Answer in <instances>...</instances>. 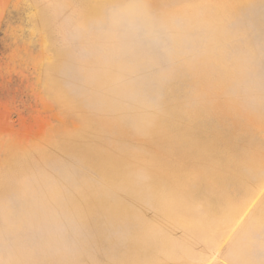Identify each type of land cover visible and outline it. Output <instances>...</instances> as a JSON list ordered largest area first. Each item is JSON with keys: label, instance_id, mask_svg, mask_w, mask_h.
Returning <instances> with one entry per match:
<instances>
[{"label": "rangeland", "instance_id": "obj_1", "mask_svg": "<svg viewBox=\"0 0 264 264\" xmlns=\"http://www.w3.org/2000/svg\"><path fill=\"white\" fill-rule=\"evenodd\" d=\"M0 264H264V0H0Z\"/></svg>", "mask_w": 264, "mask_h": 264}, {"label": "bare ground", "instance_id": "obj_2", "mask_svg": "<svg viewBox=\"0 0 264 264\" xmlns=\"http://www.w3.org/2000/svg\"><path fill=\"white\" fill-rule=\"evenodd\" d=\"M81 145H83V143L81 144ZM212 150H213V148H212ZM95 158H99L100 159V163H99V165H100V167L102 168V169H104V171L106 172V173H109V172H111L112 170H110L109 169V166L110 165H108L107 164V161L106 160H104L105 159V157L104 156H102L96 149H93L92 150V153H91ZM184 156H185V159L187 160V162H188V159H189V163H187V167L185 168L184 167V164H182L180 167H178V168H173V167H170L169 165V168H168V166H166V170L167 171H169V174L171 173V176L173 177V176H175V174H180L181 173V171L182 172H185L186 170H187V174H188V176H190V177H194V176H196V177H198L199 179H202V180H208V179H206V176H209L208 175V170H212V167H211V165L208 163V155H210V153L209 154H206V153H204V152H201L200 150L199 151H196V149L195 150H192L190 153H187V152H184V154H183ZM184 158V157H183ZM188 158V159H187ZM218 164V168L217 169H214L213 168V170L215 171V172H217V173H220V174H229L227 171H226V165L223 163V162H221V163H217ZM219 169V170H218ZM167 174H168V172H166ZM168 174V175H169ZM223 175V176H224ZM181 186H182V188H180L181 190H183L182 192H184V190H186L185 188H184V184H182L181 183ZM221 198V197H220ZM222 199L224 200V202H225V205H226V208L228 207V208H232L233 207V203L232 202H230V200L227 198V197H225V196H223L222 197ZM239 213L237 212V213H235L234 212V210L233 209H231L230 210V212H229V216H233V215H235V217L238 215Z\"/></svg>", "mask_w": 264, "mask_h": 264}]
</instances>
